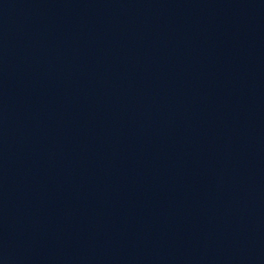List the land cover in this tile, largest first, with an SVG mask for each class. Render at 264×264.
<instances>
[{
    "label": "water",
    "instance_id": "95a60500",
    "mask_svg": "<svg viewBox=\"0 0 264 264\" xmlns=\"http://www.w3.org/2000/svg\"><path fill=\"white\" fill-rule=\"evenodd\" d=\"M264 0H0V264H260Z\"/></svg>",
    "mask_w": 264,
    "mask_h": 264
}]
</instances>
